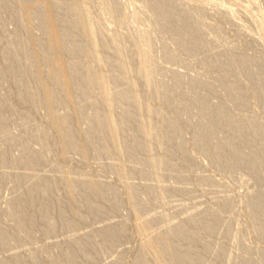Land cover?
<instances>
[{
    "label": "rangeland",
    "instance_id": "obj_1",
    "mask_svg": "<svg viewBox=\"0 0 264 264\" xmlns=\"http://www.w3.org/2000/svg\"><path fill=\"white\" fill-rule=\"evenodd\" d=\"M108 1L4 0L7 6L3 0L4 4L0 2L5 8L15 5V11L9 15L4 14V7L0 8L3 11V17L0 15V225L11 239L9 245L0 247V261L139 264L146 246L149 248L145 251L146 259L152 264L151 255L162 260L170 257L168 244L160 239L170 228L181 225L191 235L202 238V242H208L201 249L199 243L188 239H170L173 249H201L199 255L191 258L192 263L264 264V136L246 142L229 132L224 121L216 122L214 141L229 143L238 154L252 160L251 168L238 162L236 167L226 170L222 168L221 158L212 156L214 141L204 139L199 132L201 123L206 121L201 109L203 101L212 108L224 109L230 117H243L240 119L264 127V40L256 34L257 21L264 17V0H208L203 5L197 0H171L181 19L177 32L167 28L169 23L158 20L146 0H114L115 11L110 10ZM36 2L43 7L55 3L56 8L50 12L60 14L62 19L57 26L52 21L44 23L45 29L39 25L31 14ZM226 7L231 8V14ZM69 21L87 22L93 30L107 26L109 30L102 28V32L106 31L105 41L90 44L88 38L94 37L93 34L85 37L73 30L70 36L81 45V51L59 46L49 52L50 56L43 57L51 40L46 34L48 28L57 27L59 33L69 28ZM194 30L192 39L178 41L181 33ZM18 31L24 33L27 52L35 56L36 75L43 87L55 92L57 103L32 104L28 98H20L17 90L25 83L33 87L31 99L41 96V89L34 86L33 78L18 85L16 80L6 77L2 51ZM15 42L13 47L18 46ZM50 57L74 63L79 70H92L104 83H101L103 88L82 82L76 87L62 88L56 79L48 76ZM239 59L247 61L243 62L247 66L245 70ZM153 88H158L160 93L155 95ZM125 89L138 96L154 115L150 116L145 109L125 107L114 95ZM93 100L100 101L97 110L108 125L120 126L117 135L101 137L122 140L128 150L131 147L129 154L138 159L134 161L130 155L112 150L115 147L109 142L107 149L96 151L93 143L100 137L92 142L85 139L81 133L86 128L84 117L93 111L88 104ZM79 105L83 117L79 120L70 117L75 120L70 122L77 138L71 146L63 147V135L52 122L55 116L71 115ZM126 109L131 111L128 120ZM136 124L149 136L145 151L132 147L133 139L129 136L135 133ZM42 133L45 139L41 138ZM5 137L26 144L29 150L41 154V160L33 165L7 162L9 156L18 154L19 147L13 146L5 159L1 155L7 146ZM158 159L160 162H156ZM15 174L26 177L16 180ZM38 178L52 180L54 190L50 199L54 210L43 222L39 218L30 221L29 210L14 216L11 213L14 200L23 197ZM74 179L106 185L103 198L93 197L91 201L101 212L75 221L74 213L85 214L87 204L75 202L81 192L79 187L71 190L76 185ZM205 179L210 182L205 183ZM111 194L115 200L108 199ZM260 195L261 216L251 207ZM59 212L65 215V221H73L71 225L58 218ZM195 218L201 220L199 224ZM23 220L25 223L28 220V227L24 223L21 227ZM205 224L212 228H205ZM103 227L116 229V237L110 240L108 234L100 231ZM78 240L90 248L76 253V259L70 262L73 247L77 246L74 241L78 243Z\"/></svg>",
    "mask_w": 264,
    "mask_h": 264
},
{
    "label": "bare ground",
    "instance_id": "obj_2",
    "mask_svg": "<svg viewBox=\"0 0 264 264\" xmlns=\"http://www.w3.org/2000/svg\"><path fill=\"white\" fill-rule=\"evenodd\" d=\"M109 1H108V3H109L108 6H109L110 10L115 11L116 10L115 9L116 8L115 7L116 6L115 1L114 0H109ZM159 1L160 0H158V2H157V0H146V2L152 6L153 11H154L156 17L158 18V20L163 24L169 23L167 28L173 32H177L179 30L180 25H181V19L179 18L176 9L171 5V2H170L171 0H166V3L163 2V0L160 2ZM197 1L203 5V4H206L208 0H197ZM0 2H2V0H0ZM3 2H4V0H3ZM3 2H2V4L5 3V2L4 3ZM37 2H36V4H37ZM162 2H163V4H162ZM34 3H35V1H34ZM2 4H1L0 8L2 7ZM5 4L7 6V3H5ZM39 4H40V2L37 5L34 4V6H32V10H31V14H33L32 16L35 17V19L39 23V25L43 26V29H45L44 23L46 25L48 22L52 21L53 23L56 24L55 26H57V23H59L62 18H61L59 13L52 14L53 12H50L51 10H54V8H56L55 3L50 2V3H48L49 6L46 3V5L48 6V7L47 6L46 7L49 8L47 11H46L45 6H44L45 7L44 8L42 5L40 6ZM14 6L15 5H12V6L9 5L10 8L9 7L5 8V5H4L3 6L4 7L3 10L5 11L4 14L9 15V13H11L13 10L15 11ZM44 10H45V12H43ZM225 10L229 14L232 13V10L230 7H226ZM1 11L2 10H0V15L3 14V11H2V14H1ZM12 14H13V12H12ZM1 17H3V15ZM68 23H69L68 24L69 28L63 29L62 32H59V33H58L57 27H52V29H51V27L48 28V32H46V34H48L51 37V40L46 47V52L43 54V57L45 55L47 57H48V55L50 56L49 52L53 51L55 48H57L59 46H64L65 48H67L68 50L73 51V52L81 51L82 50L81 45L76 44L70 36V33L73 30L78 31L79 33L83 34V36L85 35V37L87 35L93 34L94 37L88 38V41L90 44L97 45V44H100L101 42L105 41L106 36H104L105 35L104 33L106 31L102 32V30L104 28L106 30L107 26H105V27L103 26L104 27V28L102 27L103 29L100 28V29H94L93 30L91 28L92 27L91 24H89L87 22H78L76 24L73 22L74 23L73 24L71 21H69ZM104 25H106V24H104ZM107 30H109V28ZM195 31L196 30H194V32H192V33L186 32L187 34L184 32L181 33L178 36V41H180L181 43L182 42L184 43L186 40L192 39ZM256 32H257L256 34L259 37V39L264 40V17H263L262 21L261 20L257 21V31ZM15 33H17V34H15ZM13 34H12L13 37L10 36L11 37L10 43H8L7 46L2 51V56H3V59L5 61L6 66H7L6 67L7 68L6 69V77H10V78L16 80L15 82H17V84L19 82H21L22 80L27 81L30 78H33L34 83L33 82L32 83L34 84V86L39 87V90L41 89L40 90L41 96H39L37 99H34V98L31 99L30 98V96H31L30 92H31L33 87H32V85L25 83L23 85V87H21V89L19 88L20 90H17L18 96H20V98H23L24 100L26 98H28L29 102L32 104L36 103V101H42V102H45L46 104H50V105L57 103V97H56L55 92H53L52 90H47L45 87H43L42 86V80H40V78L36 75L37 71L35 68V56L27 52V42L24 40V38H22L24 33L18 31V32H14ZM14 40L15 41L19 40L20 41V42H18L19 44L17 42H15ZM13 42L17 43L18 46L13 47ZM201 45H202V43H201ZM26 52H27L28 57L24 61V58L26 57L24 55ZM235 59H237V58H235ZM243 62H247V61H245V60L244 61L242 60V62H241V60L239 61V63L241 65H244L243 67L241 65L240 66L242 68H244V70H245L247 68V66H246V63H243ZM50 64H51V68L48 70V76L52 79H56L62 88L76 87L77 83L79 84L81 82L87 86H97V88L98 87L103 88V86L101 84V83H103L102 80L99 79L98 77H96L95 73L88 68L79 70V68L77 67L78 65H75L74 63L64 62L62 59L55 58V57H50ZM33 79H31V80L33 81ZM148 84L151 85L152 83L149 82ZM103 85H104V83H103ZM176 85L179 86V84H176ZM178 86H176V88ZM152 92L156 95V94L160 93V90L158 88H153ZM81 94H86V93H81ZM114 95L116 97L120 98V102L124 103L126 105L125 107H127V108L130 107V109L132 107L135 110L145 109L144 111L148 112L150 114V116L154 115L153 110L148 109L147 107L145 108L144 105L142 104V100L138 96L132 95L130 89L120 90ZM99 102L100 101H98V100H93L91 103H88V104H91V106L93 107V111L91 112L89 110L91 113L90 114L87 113L88 115L84 117V120H85L84 124H86L85 125L86 128L84 127L85 129L84 130L82 129L83 131L82 132L80 131V132L83 134L85 139L89 142L90 141L92 142V140L94 138L100 137L97 140L94 139V140H96L95 141L96 143H93L94 149L96 151H98L100 148L101 149H107L109 147L108 144L112 143L113 146L115 147V149H112V150H114V151L116 150V152H119L120 154H128L131 156L132 160L134 159V161H135V159H138V157L135 156L134 154H129L131 147H129V150H128V148L123 144L122 140H119L117 138H115L114 140L113 139L108 140V138H106V137H104V138L101 137L104 135L107 136L109 134H111L112 136L117 135L118 131L120 130V126L115 125V124H112L110 126L106 123L104 116L102 114H100L97 110V108L100 104ZM116 105L118 107H120V106L124 107V105H122V104H116ZM78 107L79 108L71 111V113L73 112L71 115H69V114L63 115V116L59 115L60 117L55 116V118L52 122V124L63 135V137H62V138H64V146L63 147H66L67 145L69 146L72 142H74V140H76L75 138H77L76 137L77 135L72 132V129H71L72 128V122H70V121L71 120L73 121L74 119L79 120L81 117H83V116H81V114H82V110H81L82 108L81 107L82 106L80 107V105H79ZM201 109H202L203 113L206 114V121L201 123L200 130H199L200 134L202 135V137L204 139H207V138L210 139L211 138L212 141H214V139H216L215 134H216L217 130L214 127V124L216 122L218 123L220 121H224L229 132L237 134L240 138H243V140H245L246 142H250L256 138H260V137L264 136V127L262 128L261 125L258 126L259 123L258 122L254 123L255 122L254 120H253L254 122H251V121L241 120L240 118H243V117H240L238 119L235 116L230 117L229 114L226 113V111L224 109L212 108L210 106V104L205 102V101H203ZM129 112H131V111L129 109H126L127 114L125 116V119H127V120L129 118ZM70 117L71 118L74 117V119H71ZM233 117H235V118H233ZM245 119H247V118H245ZM262 125H264V124H262ZM136 126L137 127L135 128V133H132L129 136L131 139H133L132 140L133 141L132 147H134L135 149H143L145 151L147 149V147L149 146L148 141H147L149 136L143 129L139 128L138 124H136ZM41 138L45 139V135L43 133L41 134ZM5 139H7V146L5 147L4 150L1 151V155L3 157H5V159L7 158L9 151L13 146L17 145L19 147L17 150V152L19 151L18 154L15 156H11V157L9 156L7 159V162H9L11 164L13 163L14 165L15 164L16 165H33V164L38 163L41 160V154L39 155L38 153H36L32 150H29L25 146L26 144L25 145L20 144L18 142V140L15 138L5 137ZM62 143H63V141H62ZM127 146H128V144H127ZM211 153H212V156L217 157V158H221V161L223 162L222 163L223 169H226V170L231 169L238 162L239 163L242 162L244 165H247L248 167L251 168V161H252L251 158L238 154L236 152V150L233 149L231 144L225 143L224 141L215 140L214 144H213V150ZM146 161H148V160H146ZM156 162H160V159L156 160ZM5 164L7 165V163H5ZM65 173H67V172L65 171ZM25 174H26V172H25ZM24 177H26V176L22 175V174L21 175L15 174V176H14V178L16 180L22 179ZM74 177H75V175H74ZM85 177H86V175H85ZM38 179H40V178H38ZM38 179H37V181H35L36 183H33L28 187V189L26 190L23 197H20V198H17L14 200L13 205L11 206V213L14 216H19L23 212H26L27 210H29L31 212L30 213L31 217L29 219L30 221H35V218H39L43 222V219L45 217L47 218V215L52 213V211L54 210L55 206L52 204V200H51L52 198L50 199V197H52V195H53V190H54L53 189L54 187L52 185V180L46 179V178H43L40 180H38ZM60 179H62V178H60ZM62 180L65 181V179H62ZM82 180L78 181V180L74 179L73 181H74V184H76V185L71 184L72 186H74L71 188V190L76 189L75 187H79L80 190H78V191L81 192V193H79L80 194L79 198L77 200H75V202L80 201L79 203L87 204V205H85L86 206V213L85 214L81 215L75 211L76 212V213H74L75 218H76L75 221L86 218L87 214H88V216H90V215L97 214V213L101 212L99 207L93 205L91 203V201H92L93 197H99V196L102 197V195H104L106 192V191H104V190H106L105 184H93L92 182L84 181V179H82ZM66 181L70 182L71 180L66 179ZM73 181H72V183H73ZM75 181H77V183ZM206 182L209 183L210 181H208V179H205V183ZM79 188H77V189H79ZM71 190H70V192L73 191V190L72 191ZM156 192L157 191L154 190L153 193L156 194ZM157 194H159V193H157ZM112 195L113 194L108 195V199L115 200V199H113L114 197ZM261 198H262V196L260 195L258 197V199L255 200L256 202L254 201L253 204L251 203L252 204L251 207L253 208L254 211H256V213H258L259 216L263 215L262 214L263 213L262 212L263 206H262ZM64 217H65V215H63L61 212H59L58 218L60 220H64L66 225H69L71 220L65 221V219H63ZM198 217L199 216H197V218ZM150 218L152 219L153 217H150ZM149 221H152V220H149ZM195 221L197 224H199L201 220H197L195 218ZM27 222H28V220L26 221V223ZM72 222L73 221H71V223ZM20 223H22V224H20V225H22L21 227H23V223L26 225V227H28L27 224L29 225V223L26 224L24 220ZM33 223L34 222H32V225H33ZM49 225H52V224H49ZM204 226L207 229L212 228V226L210 224H207V225L205 224ZM52 227H53V225H52ZM105 227H103V228H105ZM19 228H20V226H19ZM24 228H25V226H24ZM103 228L100 231L108 234L111 238L110 240H112L113 238L116 237L115 236L117 234L116 229L114 230L113 228H109V227L105 228V229H103ZM79 239H80V237H79ZM170 239L172 241L174 239H178V240L188 239L189 241L191 240L195 244L199 243L201 249H205L207 247V243H208V242L206 243L205 240H204L205 242H202L203 240L200 237L191 235L188 231H186L183 228V226H181V225L174 226V227L170 228L168 230V232L166 233V235H163V237H161V239H160L162 242H165L166 244H168V247L170 250V257L168 259L162 260L155 255H151L152 257L151 256L150 257L152 260V264H191L192 262H190V261H193L191 258L192 257L194 258L196 255H199L198 253L201 249H194V248L193 249H191V248H189V249H176V247H175L176 250L173 249V247H172L173 244H171L173 242L170 243V241H171ZM80 241L78 240V243H77V241H74L77 244V246H74V247L72 246L74 244L72 242L70 243V244H72L71 246L73 247V251H74L72 253V255L69 252V254L71 255L70 256V262H73V258H75L74 256L76 255V253L82 251L83 249L86 250L90 246V245L87 246L86 244H82L84 241H82V243H80ZM166 241H168L170 244ZM10 242H11V239H9V237H7L6 232H5V228L2 225H0V247H5V246L9 245ZM87 244H89V242ZM72 247H70V248L72 249ZM145 247H144V249L142 248L143 251L141 252V254L139 256V260H138L139 264H149L147 262L146 255H145L146 249H149V248H145ZM148 256H149V253H148ZM14 262L15 263L18 262V257H17V259H14ZM0 264H5V263L3 261L2 262L0 261ZM192 264H195V263L193 262Z\"/></svg>",
    "mask_w": 264,
    "mask_h": 264
}]
</instances>
